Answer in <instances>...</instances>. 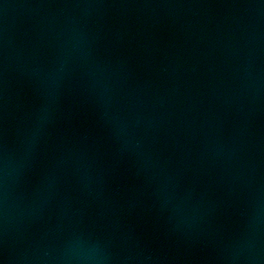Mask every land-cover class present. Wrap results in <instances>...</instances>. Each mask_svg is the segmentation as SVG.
<instances>
[{
    "label": "water",
    "instance_id": "1",
    "mask_svg": "<svg viewBox=\"0 0 264 264\" xmlns=\"http://www.w3.org/2000/svg\"><path fill=\"white\" fill-rule=\"evenodd\" d=\"M264 264V0H0V264Z\"/></svg>",
    "mask_w": 264,
    "mask_h": 264
},
{
    "label": "clouds",
    "instance_id": "2",
    "mask_svg": "<svg viewBox=\"0 0 264 264\" xmlns=\"http://www.w3.org/2000/svg\"><path fill=\"white\" fill-rule=\"evenodd\" d=\"M76 264H95V260L87 256L78 257L76 260Z\"/></svg>",
    "mask_w": 264,
    "mask_h": 264
}]
</instances>
